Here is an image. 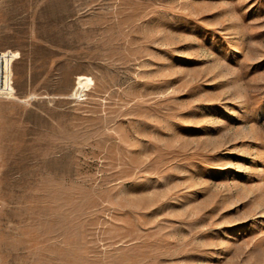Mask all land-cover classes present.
<instances>
[{
  "label": "rangeland",
  "instance_id": "obj_1",
  "mask_svg": "<svg viewBox=\"0 0 264 264\" xmlns=\"http://www.w3.org/2000/svg\"><path fill=\"white\" fill-rule=\"evenodd\" d=\"M0 264H264V0H0Z\"/></svg>",
  "mask_w": 264,
  "mask_h": 264
},
{
  "label": "built area",
  "instance_id": "obj_2",
  "mask_svg": "<svg viewBox=\"0 0 264 264\" xmlns=\"http://www.w3.org/2000/svg\"><path fill=\"white\" fill-rule=\"evenodd\" d=\"M19 57L15 49H0V97L11 98L15 95L14 63Z\"/></svg>",
  "mask_w": 264,
  "mask_h": 264
}]
</instances>
